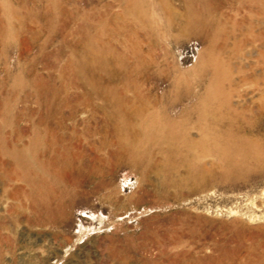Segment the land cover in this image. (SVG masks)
I'll list each match as a JSON object with an SVG mask.
<instances>
[{"label":"rangeland","instance_id":"rangeland-1","mask_svg":"<svg viewBox=\"0 0 264 264\" xmlns=\"http://www.w3.org/2000/svg\"><path fill=\"white\" fill-rule=\"evenodd\" d=\"M0 264H264V0H0Z\"/></svg>","mask_w":264,"mask_h":264}]
</instances>
